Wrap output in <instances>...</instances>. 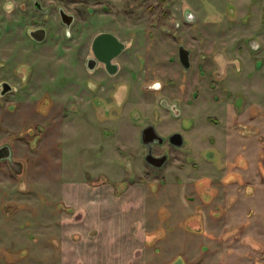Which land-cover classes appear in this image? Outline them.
Instances as JSON below:
<instances>
[{
    "label": "rangeland",
    "instance_id": "obj_1",
    "mask_svg": "<svg viewBox=\"0 0 264 264\" xmlns=\"http://www.w3.org/2000/svg\"><path fill=\"white\" fill-rule=\"evenodd\" d=\"M18 1L0 0V86H12L0 94V147H11L18 161L0 159V171L8 165L20 180L24 166L42 162L48 143L63 171L70 169L63 178L107 182L117 190L143 183L135 200L141 215L120 231L131 227L139 236L144 222V264H264V0H100L98 16L85 10L94 9L93 0H46L51 34L42 44L20 35ZM57 6L75 15L68 41ZM101 31L129 46L121 58L126 73L118 79L128 81L127 89L118 97L77 62L90 55L91 39ZM178 45L190 52L188 68L178 60ZM146 125L164 138L151 144L154 155L167 156L160 167L144 159ZM174 132L182 135L181 146L167 140ZM41 137L45 145L37 142ZM15 187L5 184L1 192L9 196ZM38 194L37 200L15 194L6 201L19 203L21 225L37 244L31 257L38 264L52 257L56 264L59 253L45 248L58 239L54 216L53 239L45 237L46 211L56 201ZM113 209L114 201L108 214ZM9 245L0 246V264H26L29 255ZM133 259L122 264H139Z\"/></svg>",
    "mask_w": 264,
    "mask_h": 264
},
{
    "label": "crops",
    "instance_id": "obj_2",
    "mask_svg": "<svg viewBox=\"0 0 264 264\" xmlns=\"http://www.w3.org/2000/svg\"><path fill=\"white\" fill-rule=\"evenodd\" d=\"M52 108L54 109V107ZM52 108L48 110L49 114L44 116L46 119L50 117ZM63 115L64 113L59 117L62 118ZM60 118L56 120L59 121ZM259 140L262 139L259 138ZM37 142L39 145H45V137H41ZM45 146H48V150H46L48 152L45 157L43 156L42 162L35 161L26 167L24 166L22 172L17 174L21 176L20 180L16 181L15 169L8 165H6V171H0L3 174L0 179V246L7 240L12 244L9 245V249L11 248L13 252L22 251L29 255L26 264H38L34 260L35 257L34 259L31 257V252H36L37 244L35 247L33 242L31 243L32 240L30 239L33 235L27 233L28 226L26 229V226L21 225L20 217L22 218V216L20 214L22 210L19 208V203L6 201V199L12 200L10 197L18 194L20 196L17 199H21L20 201L37 200L40 198L38 193L42 192L44 197L49 198H47L49 201H56V203H51L50 212L46 211L49 216L47 215L48 217L45 218V221L49 222L46 229L50 228L49 232H45L46 238L53 236L50 235L53 231L51 230L52 226L49 227L52 218L55 217L57 221L55 234L58 235V239L54 240L51 237L50 239L53 240L47 241L45 245L47 251L59 253V260L56 264H116L117 262L122 264L128 263L133 256L135 258L133 262L144 264L146 258L144 241L146 240L145 232L147 229L144 222H140L139 236L133 234L134 230H132L133 228L130 229L131 227L129 232H121L120 229V225L124 224L123 222L128 219L131 222L130 220L136 215L137 217L141 215V207H138L140 201L135 200L137 195L143 194V183H130L125 189L117 190L107 182L93 184L86 179H75L74 177L68 180L63 176L69 173L70 169L63 171V167L59 165V153L49 148L51 145L48 143ZM7 150L9 156L1 158L2 161L18 162L14 150L11 147H8ZM34 156L40 157L38 149L34 151ZM52 162L55 166L52 165ZM71 170L75 174L79 172L76 169ZM5 184H10L12 188L17 186L16 189L10 191L11 195L9 196L5 195L4 191L1 192L4 190ZM9 189L11 188L9 187ZM25 193L28 196H24ZM112 201H114V209H117H113L114 212L108 214ZM8 209H10V215L6 216ZM102 225L104 226L102 227ZM105 230L108 231L106 232L108 235L104 234ZM101 256H103L102 263ZM44 263L53 264L54 262L51 257L50 262L45 261ZM9 264L20 263L9 262Z\"/></svg>",
    "mask_w": 264,
    "mask_h": 264
},
{
    "label": "flooded vegetation",
    "instance_id": "obj_3",
    "mask_svg": "<svg viewBox=\"0 0 264 264\" xmlns=\"http://www.w3.org/2000/svg\"><path fill=\"white\" fill-rule=\"evenodd\" d=\"M45 1L46 0H21V1H18V3L16 4V6L14 8L15 11L17 12L16 24H17L18 27H23V29L21 30L20 35H24V37L30 39L33 42H37L39 44L44 43L48 39V36L51 34V32H50L51 30L49 28V24L47 23V20L51 16L52 5H51V3L45 5V3H44ZM65 1H66V4L69 5V3H77V2L83 3L84 0H65ZM93 1H94V6L96 8L94 7V9H90V8L87 7L85 10H86V12L89 15H91V13L93 12V14H96V16H98L100 14V10H99V8H100L99 7L100 0H93ZM61 12L66 14V15H68L67 16V20H68L67 23L62 20ZM57 14H58V25L62 27V35L65 38L64 41H68L67 39H70V38L73 37L72 30L74 28L76 29V27H75L76 26L75 15L72 12L67 11L65 9V7L62 8L61 6H57ZM27 18H29V21H30L29 24H27L25 22V20ZM39 18H42V19H39ZM36 30H43L44 36H43L42 40H38L32 35V32L36 31ZM102 32H108V33L113 34L118 39V41L120 43H122V45H123V47L121 48L120 52L117 53L114 57H112L110 59V64L113 65L110 70L106 68V65L102 61H100V58H106L108 56L109 52H107V50H104L105 52L102 53L101 56L97 57V56H94L93 51H92V47H91V44H92V41H93L94 37L97 34L102 33ZM254 45H256V44H254ZM179 46H182V45H178V47H177V56H178L179 62L181 63L180 58H179ZM128 48H129L128 43L125 42L124 40H122L121 38H119L117 34H114L113 32H110V31L97 32L91 39V43H90V47H89V54L90 55H87L83 61L79 60L77 62H78V64L81 63L82 66L86 69V71L88 73L96 74V76L98 78L101 76L102 80L100 78L98 80V81H102L99 86L102 87V88L110 86L108 91L109 92L111 91L114 95H116V92H117V89H118L119 86H121L123 84H126V85L128 84L127 80H123V81L122 80H118V79H120L123 76L124 73H126V71H125L126 64L124 65L123 61H124V63L127 62V61L125 59L121 60V58H126L127 57L125 52L127 51ZM184 48H186V47H184ZM189 57H190V52H189ZM88 64L92 65L93 68L90 69ZM181 65L183 66L182 63H181ZM189 66H190V59H189ZM184 68H186V67H184ZM128 73H129L130 77L131 76L134 77V72L128 71ZM65 76L67 78L70 77V76L68 77L66 74H65ZM67 83H69V80L67 81ZM8 84H10V83H8ZM145 84H143V82H142L143 88H146V89L149 88L148 84L147 83H145ZM0 88H1V86H0ZM113 89H116V90L114 91ZM120 93H121V91H120ZM120 93H119V95H120ZM120 103L121 102H119L118 104H120ZM146 126H144V127H146ZM174 133H178V132H174ZM174 133H172V134H174ZM171 135H169V137ZM169 137L167 139L168 141H169ZM182 140H183V137H182ZM163 141H164V138L162 137V142L158 143L157 141H154L153 143L162 144ZM169 143H170V141H169ZM150 148H151V146H150ZM5 152L6 151L4 150L1 153L2 157L6 155ZM151 152H152V148H151ZM162 155H165V154L155 155V156H162ZM166 159H167V156H166Z\"/></svg>",
    "mask_w": 264,
    "mask_h": 264
},
{
    "label": "water",
    "instance_id": "obj_4",
    "mask_svg": "<svg viewBox=\"0 0 264 264\" xmlns=\"http://www.w3.org/2000/svg\"><path fill=\"white\" fill-rule=\"evenodd\" d=\"M61 16H62V20L67 23L68 15L61 12ZM32 35L36 39L42 40L44 36L43 30L33 31ZM91 47H92L94 56H97V57L101 56V54L105 52L104 50H107V52H109L108 56L106 58H100V61H102L106 65V68L110 70L113 66L110 64V59L120 52L123 45L122 43L118 41V39L113 34L108 33V32H102V33L97 34L94 37ZM179 58L183 66L187 68L189 66V51L183 46H179ZM89 68L92 69L93 66L89 65ZM11 88L12 87L7 82L1 83L0 94L1 95L6 94L7 92L11 90ZM141 141L143 144L148 146L147 153L144 157L145 161L154 167L162 166L166 160V155L155 156L152 154L151 148H150L151 144L154 141H157L158 143L162 142V137L158 135L153 125H147L146 127L142 129ZM169 141L171 144L175 146H181L183 142L182 136L179 133L172 134L169 137ZM3 149L6 151L5 152L6 155L2 157L1 153L4 151ZM8 156H9V152L7 150V147L6 149L3 147H0V159L6 158Z\"/></svg>",
    "mask_w": 264,
    "mask_h": 264
},
{
    "label": "clouds",
    "instance_id": "obj_5",
    "mask_svg": "<svg viewBox=\"0 0 264 264\" xmlns=\"http://www.w3.org/2000/svg\"><path fill=\"white\" fill-rule=\"evenodd\" d=\"M253 48L255 50L256 48H258V45H253ZM153 87L158 89V88L161 87V84L159 82H156L153 85ZM126 89H127V85L126 84H123V85L119 86L118 89H117V92H116L117 97L119 96V93H120L121 90H126ZM121 103H122V101H121Z\"/></svg>",
    "mask_w": 264,
    "mask_h": 264
}]
</instances>
